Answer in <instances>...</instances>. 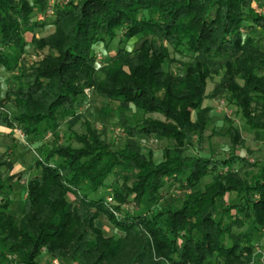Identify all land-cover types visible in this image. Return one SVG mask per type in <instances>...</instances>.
<instances>
[{"label":"trees","instance_id":"1","mask_svg":"<svg viewBox=\"0 0 264 264\" xmlns=\"http://www.w3.org/2000/svg\"><path fill=\"white\" fill-rule=\"evenodd\" d=\"M48 1L0 0V66L9 74L0 126L40 141L57 137L59 120L76 115L86 92L165 122L133 125L119 109L121 148L87 120L84 133L42 145L31 169L40 173L27 182L19 216L9 211L10 156L0 153V264H15L13 255L36 264L41 254L70 264H252L264 229V163L185 154L203 142L206 99L224 97L256 137L264 131V0H68L47 21L41 18ZM51 25L53 33L35 38L36 29ZM118 33L119 47L97 67L92 46H107ZM131 40L142 43L128 50ZM27 45L48 53L26 65ZM170 51L186 60L176 62ZM168 63L180 74L166 71ZM226 121L230 144L243 145L239 128ZM142 137L169 142L159 163L143 153ZM118 169L125 173L108 202V180ZM168 181L186 192L179 205L163 194ZM129 202L143 212L126 210ZM101 216L116 231L110 237L95 225Z\"/></svg>","mask_w":264,"mask_h":264},{"label":"rangeland","instance_id":"2","mask_svg":"<svg viewBox=\"0 0 264 264\" xmlns=\"http://www.w3.org/2000/svg\"><path fill=\"white\" fill-rule=\"evenodd\" d=\"M52 17H46L44 20L50 21ZM43 19V18H41ZM37 20V17H33V21ZM39 21V20H38ZM51 29V30H49ZM51 31V32H50ZM53 26H47L45 28L36 29L34 31L35 38L41 39L53 33ZM33 35L31 33H25L24 38L31 41ZM120 34L118 33L117 38L111 41L107 46L99 43L92 46V51L95 54L96 66L98 67L100 63L106 61L110 56L114 55L115 51L119 47L118 41ZM141 40H131L125 44V48L128 50H136L140 47ZM25 54L23 56V61L26 65H32L42 60L43 57L48 53V50L42 49L38 50L33 48L31 45H27L25 49ZM170 56L176 62L185 61V56H179L174 52L170 51ZM165 70L172 73L173 75L180 74V68L177 63H168L165 66ZM9 76L8 72L0 66V100L5 98L6 84L5 80ZM218 81V77H214L212 80H208L206 84V95H209L214 87V84ZM87 96L81 102L80 107L76 110V115L71 118L59 120L60 128L58 130L57 137L51 136V134H46L42 141L40 137H34L31 135H24L21 140L18 136L14 135L12 137H0V153H7L10 156V162L17 163L20 168H23V177H30L33 174H39L40 170L32 171L33 164L41 158L42 145L51 146L53 143H63L64 139L71 135L72 133L80 135L84 133L85 126L84 122L90 121L91 126L97 132H105V137L107 141L114 145L115 148H121L124 142V135L119 129V109H122L124 116L133 125H141L146 120H157L165 122L163 116L157 113L143 114L142 112L136 110L132 105L104 101L94 94L86 92ZM210 107V122L207 125L206 130L203 134V142L200 145H196L194 150L187 152L186 156H202L209 157L211 159H226L232 155H240L247 159L253 160V162H263L264 163V131H259V135L256 137V132L251 130L247 125H245L243 119L237 113L236 108L229 104L224 97H217L215 99H206L202 103V107ZM7 113L15 114L16 110L12 104L5 105ZM192 120L195 119L194 112L191 114ZM232 122V125L239 128L241 137L244 139V144L241 146H233L230 144L229 136L227 134L228 122ZM18 133L22 136L23 132L19 129ZM140 146L142 147L143 153H152V160L155 163H159L162 160L161 150L163 147L169 144L166 140H159L155 137H142L138 139ZM75 146V145H74ZM252 162V161H251ZM10 168V166H8ZM225 169L222 170L224 172ZM125 172L119 169L110 177L108 180V192L105 193V197H111V194L118 188L119 183L115 182L116 179L124 174ZM212 180V175L205 177L202 183L197 187L202 189L203 186L209 184ZM163 190L165 198L173 197L175 205H179L185 198L186 192L181 190L179 185L173 181H168ZM104 190H100V195H103ZM24 194L25 187L19 184L13 186L12 192L10 194L11 206L9 211L17 216L23 213L24 207ZM96 194H91V197H96ZM69 199L74 202V197L69 196ZM230 199V196H228ZM229 200L226 201L228 204ZM226 204V205H227ZM151 207L150 211L147 212L148 215L154 213L158 210V207ZM126 210H136L138 213H142L144 209L136 207L132 202L127 203L124 207ZM97 228L101 229L105 237H110L112 233L116 232L113 226L110 224L106 217L101 216L96 222ZM260 239L256 242L254 248V261L252 264H264V230L260 232ZM14 260H21L22 256H15ZM46 254H41L37 259V264H46L47 260ZM53 262V264H70L62 262L58 259ZM47 264H50L48 260ZM76 264V263H74ZM115 264V263H113Z\"/></svg>","mask_w":264,"mask_h":264},{"label":"crops","instance_id":"3","mask_svg":"<svg viewBox=\"0 0 264 264\" xmlns=\"http://www.w3.org/2000/svg\"><path fill=\"white\" fill-rule=\"evenodd\" d=\"M36 17H37V20H40V18H41L40 15H38V16L36 15ZM49 30H51V29H49ZM26 41L28 42L27 39H26ZM18 131H19V128L15 127V126H13V127L0 126V137H6V138L8 137L9 138V137L16 135L19 137V139L22 140L24 138V134L22 133L23 135L21 136L18 133ZM10 153L11 152L8 151V154H10ZM249 161L253 162V160H251V159H249ZM8 166H10V168ZM20 167L21 166L18 165L17 163H13V162L9 161L8 164L6 165V167L4 168L5 179L9 184L12 185V189H13V186L15 184H19V185L24 186L26 188L27 182H28L29 178L31 177V176L27 177V178L23 177V168H20ZM228 196H230V195H228ZM228 196L226 197L225 201L229 200ZM24 199H25V194H24ZM259 239H260V235L258 236L257 240H259ZM48 260L50 261V264H53V262L57 261V260H52V258H50V257H47L46 264H47ZM15 264H22V257H21V260H19V261L15 260ZM36 264H37V262H36Z\"/></svg>","mask_w":264,"mask_h":264},{"label":"built area","instance_id":"4","mask_svg":"<svg viewBox=\"0 0 264 264\" xmlns=\"http://www.w3.org/2000/svg\"><path fill=\"white\" fill-rule=\"evenodd\" d=\"M68 0H49L48 5L46 8L45 13L42 15V18L51 17L53 16L54 6L55 5H62L63 3L67 2ZM108 202L111 201L110 198L107 199Z\"/></svg>","mask_w":264,"mask_h":264}]
</instances>
